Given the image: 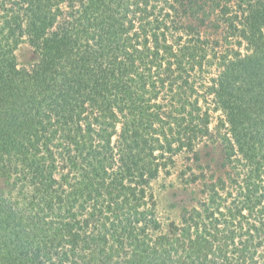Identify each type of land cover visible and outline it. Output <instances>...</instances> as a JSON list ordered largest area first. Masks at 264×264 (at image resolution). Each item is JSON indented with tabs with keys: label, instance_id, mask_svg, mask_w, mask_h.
Returning a JSON list of instances; mask_svg holds the SVG:
<instances>
[{
	"label": "trees",
	"instance_id": "16d2710c",
	"mask_svg": "<svg viewBox=\"0 0 264 264\" xmlns=\"http://www.w3.org/2000/svg\"><path fill=\"white\" fill-rule=\"evenodd\" d=\"M0 181V264H264V0H0Z\"/></svg>",
	"mask_w": 264,
	"mask_h": 264
},
{
	"label": "rangeland",
	"instance_id": "374dc122",
	"mask_svg": "<svg viewBox=\"0 0 264 264\" xmlns=\"http://www.w3.org/2000/svg\"><path fill=\"white\" fill-rule=\"evenodd\" d=\"M16 58L19 65H27L34 61L36 56L32 49L23 43L16 50ZM198 148L202 157V166H206L209 161H215L218 158L215 143L203 142ZM185 165L186 162L184 164V160L180 159L169 174L162 173L151 182V187L158 202V213L164 224L176 218L183 207L192 205L194 200L197 199L198 187L186 184L179 176L180 170ZM1 185L2 182L0 181Z\"/></svg>",
	"mask_w": 264,
	"mask_h": 264
}]
</instances>
